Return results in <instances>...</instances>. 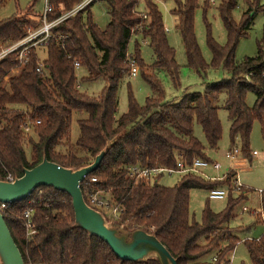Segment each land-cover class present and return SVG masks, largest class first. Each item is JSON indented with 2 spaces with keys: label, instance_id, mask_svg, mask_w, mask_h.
I'll return each instance as SVG.
<instances>
[{
  "label": "trees",
  "instance_id": "obj_1",
  "mask_svg": "<svg viewBox=\"0 0 264 264\" xmlns=\"http://www.w3.org/2000/svg\"><path fill=\"white\" fill-rule=\"evenodd\" d=\"M84 1L49 0L52 12L47 15L48 22L58 20ZM245 1L249 8L237 23L233 13L238 0H220L218 11L227 43L219 44L207 24V44L212 54L208 64L195 31L198 0H175L177 8L172 15L179 20L176 30L182 37L188 68L200 75L204 92L187 88L181 98L173 101H167L159 75L166 73L178 90L181 68L176 51L169 45L164 18L152 1L95 0L52 29L54 38L45 48L46 60L42 61L39 50L34 49L28 65L10 78L8 88L4 87L5 78L14 72L15 56L1 61L0 181L22 178L25 170L36 168L45 158L66 169L90 166L107 144L114 142L99 168L81 185L86 203L108 217L111 211L98 210L89 200L93 193L108 195L112 208L120 210L118 224L129 231L143 229L156 235L178 264H228L241 242L230 224L244 196H234L230 190L226 209L215 213L207 204L201 221L191 216L190 202L194 190L230 188L234 173L225 182L188 174L173 187L159 185V178L136 182L128 173L129 168L138 165L174 169L180 160L187 164L196 159L212 163L206 146L195 136V126L202 129L208 148L218 151L223 139L221 109L228 113L231 150L239 144L244 158L250 157L257 122L264 139V34L255 57L236 61L241 40L248 38L264 6L261 0ZM38 2L33 0L26 11L0 21V42L18 41L41 26L43 12L36 10ZM96 4L107 7L109 23L105 29L95 23ZM141 6L146 7L147 20L140 17ZM210 8L205 2V13ZM137 28H142L140 36L154 55V63L146 65L136 42L133 59L152 96L140 106L130 87L127 112L119 115V91L131 72L129 46ZM75 62L83 72L81 78ZM219 69L228 77L209 84L208 72ZM80 83H104V88L92 95L88 90L81 91ZM249 95L255 96L253 106L248 104ZM223 96L225 101L219 106ZM75 114L85 117L78 120L80 135L73 144ZM27 122L35 123L31 135L36 139L24 131ZM27 146L31 149L30 160ZM262 207L264 210V196ZM29 209L34 210L37 231L30 240L21 219ZM3 216L25 264H160L156 259L133 263L118 258L105 242L75 227L72 199L50 187H41L27 200L7 206ZM244 244L251 264H264V234L259 241L246 240Z\"/></svg>",
  "mask_w": 264,
  "mask_h": 264
},
{
  "label": "rangeland",
  "instance_id": "obj_2",
  "mask_svg": "<svg viewBox=\"0 0 264 264\" xmlns=\"http://www.w3.org/2000/svg\"><path fill=\"white\" fill-rule=\"evenodd\" d=\"M184 1V0H182ZM213 1V2H212ZM198 0L199 9L196 11L195 15V31L197 36V41L199 43L200 49L202 51L205 61L210 64L212 61V54L207 44V24L210 26L211 34L213 38L221 45L227 43V34L220 17L218 8L220 5V0ZM33 0H3L0 5V21L10 19L16 15L19 11H26ZM208 2L211 8L205 13L204 4ZM260 4L264 6V0L260 1ZM156 5L160 13L164 18V23L166 27V32L168 36L169 45L176 51V61L180 66V83L181 88L176 90L166 73H161L160 80L164 86L166 92L167 101H173L179 99L183 96L185 90L189 88L190 91L204 92L203 80L200 75L188 68L187 57L180 33L176 30V26L179 23L178 17L172 15V11L177 8L175 0H163L157 2ZM248 6L245 0H238V7L233 13L234 20L240 23L243 14L248 10ZM36 10L42 13L44 10V0H39L36 4ZM143 13H146V7L141 6L139 9ZM95 23L101 28H106L109 22L107 7L102 4H96L93 9ZM147 14V13H146ZM142 28H137V36L133 37L129 46V54H133L136 47V42L138 41L141 46L142 58L146 65L150 66L154 63V55L147 41L143 40L140 36ZM264 34V12L259 13L253 23L251 30L249 31L248 38L242 39L237 53L236 61L241 62L247 57H255L258 49V42L263 39ZM39 56L42 61L47 58V50L42 48L38 51ZM133 56V55H132ZM79 78L82 77L83 72L81 69L78 71ZM228 75L223 69L209 71L207 76V82L209 84L222 81L227 78ZM8 88L7 83L4 85ZM132 88L134 96L140 106H144L148 98L152 96L151 88L144 82L140 72L136 78H128L124 80L121 84L119 91V112L126 113L128 109V95L129 88ZM81 91L88 90L92 95H98L104 88V83H98L94 85H85L80 83L79 86ZM225 97L223 96L219 106L222 102L224 103ZM255 102V96L249 95L248 104L253 106ZM16 109L24 110L23 107H16ZM85 115L75 114L73 124H72V143L75 144L79 138L80 130L78 126V120L84 118ZM220 119L223 126V139L220 144V149L216 152L208 148L207 142L205 140L202 129L199 126H195V136L198 138L207 148V155L212 161L220 165V169L215 171L210 168L204 171V173L211 179L223 178L227 174L234 173L232 178L231 187H223L227 189L228 192L232 190L234 196H244V202L239 204L235 208V220L230 224L231 228L234 229L235 236L241 241L238 245L236 251L230 256V260L233 259V264H251L249 253L244 244L247 239L259 240L264 234V226L262 223V217L259 214L244 213V208L255 211L258 209H263L262 198L256 193L257 191H264V139L261 134V125L257 122L254 125L253 133L251 136L250 145V157L245 159L242 153L237 155L233 159L227 158V153L231 150L230 148V124L228 121V113L221 109ZM30 135L32 133H29ZM32 136V135H31ZM36 139L34 136H32ZM236 146L241 152V147L239 144ZM257 152L256 156L253 153ZM26 154L30 160L31 149L30 146L26 147ZM234 169L238 172V177L240 183L245 186L241 189H236L234 187L236 172L230 171ZM185 175H173L161 177L158 184L166 187L175 186L180 178ZM227 177V176H226ZM226 181V178L223 180ZM222 181V182H223ZM106 200L110 197L106 194L102 195ZM209 191L205 190H194L191 193V216L197 221H201L202 212L207 204L215 212L219 213L226 209L228 204V199L225 200H209ZM108 215V220L110 222L116 223V217L110 212Z\"/></svg>",
  "mask_w": 264,
  "mask_h": 264
},
{
  "label": "water",
  "instance_id": "obj_3",
  "mask_svg": "<svg viewBox=\"0 0 264 264\" xmlns=\"http://www.w3.org/2000/svg\"><path fill=\"white\" fill-rule=\"evenodd\" d=\"M113 144L109 142L94 163L84 168H61L45 158L36 168L25 170L22 178L14 182L0 181V203L11 205L23 202L41 187L53 188L72 199L75 227L84 230L90 238L96 237L105 242L121 260L144 263L156 259L160 264H178L156 235L143 229L129 231L117 222H110L102 212L86 203L81 185L99 168ZM0 264H25L1 211Z\"/></svg>",
  "mask_w": 264,
  "mask_h": 264
},
{
  "label": "built area",
  "instance_id": "obj_4",
  "mask_svg": "<svg viewBox=\"0 0 264 264\" xmlns=\"http://www.w3.org/2000/svg\"><path fill=\"white\" fill-rule=\"evenodd\" d=\"M95 0H85L81 5L76 7L74 10L71 12H68L61 16L58 20L54 22H48L47 20V15L52 12V8L49 4V0H44V10H43V18L41 21V26L35 30H30L28 32V35L18 41L15 42H0V62L3 61L4 59L15 56L14 59V65L16 66L14 69V72L10 77L5 78V82L8 83L10 78H13L15 76H18L22 69L28 65L29 63V57L31 55V52L34 49H42V48H47L49 45V42L51 39L54 38V35L52 34V29L56 27L58 24L66 21L70 17L78 14L79 12H82L85 10L92 2ZM140 2L144 1H152L154 3L163 1V0H139ZM212 1V0H209ZM213 2V1H212ZM140 17L147 20L148 15L146 13L141 12ZM137 34L134 35L136 37ZM65 48V47H64ZM129 59V64L131 66V72L129 74L130 78H136L139 74V68L137 67L133 56L131 54L128 55ZM75 67L77 70L80 69V64L78 62H75ZM43 69V65H39V70ZM40 123H36V125H39ZM35 125L34 122H27L24 126V131L28 134L31 133L33 126ZM240 151L237 147L233 148L227 153V158L228 159H233L237 155H240ZM257 152L253 153V156H256ZM214 169L215 171H218L220 169V165L216 163H211L208 161L196 159L194 160L191 164L185 163L183 160H180L174 169H169V168H157V169H151L143 166H133L129 168V178H131L134 181H139V180H151L155 181L156 179H160L161 177L164 176H173V175H196L200 176L206 180L210 181H223L228 174L223 177V178H218V179H211L209 178L204 171L207 169ZM230 171H235L234 169H231ZM236 172V177L234 180V187L236 189H241L243 186L240 183L239 177H238V172ZM15 180L13 178H9L7 182H14ZM93 182H96V179L92 180ZM228 190L224 188H218L209 191V200H225L228 197ZM258 195L263 198L264 196V191H257ZM101 192L93 193L90 194L89 200L92 206L97 208L98 210H109L111 211L112 215L118 219L120 215V210L118 208H112L111 203L109 200H106ZM7 206L6 204H1L0 203V211L3 214V211L6 210ZM244 213H253L259 214L260 217H262V223L264 226V210L263 209H258L255 211L249 210L248 208H244L243 210ZM34 217V210L29 209L24 212L23 217L21 218L25 228H26V236L27 239L33 238L36 234V226L33 220ZM250 240V239H247ZM259 241V240H257ZM215 261V259H213ZM213 261V262H214ZM228 264H233V259L229 261Z\"/></svg>",
  "mask_w": 264,
  "mask_h": 264
},
{
  "label": "crops",
  "instance_id": "obj_5",
  "mask_svg": "<svg viewBox=\"0 0 264 264\" xmlns=\"http://www.w3.org/2000/svg\"><path fill=\"white\" fill-rule=\"evenodd\" d=\"M93 9H94V8H93ZM108 23H109V22H108ZM108 23H107V25H108ZM107 25H106V27H107ZM104 29H105V28H104ZM123 114H124V113H120V112H119V115H123ZM214 152H216V151H214Z\"/></svg>",
  "mask_w": 264,
  "mask_h": 264
}]
</instances>
